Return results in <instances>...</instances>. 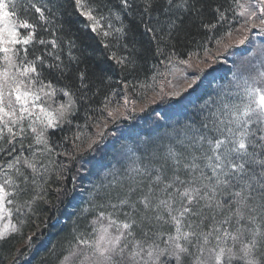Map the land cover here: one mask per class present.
Returning a JSON list of instances; mask_svg holds the SVG:
<instances>
[{
    "label": "snow or ice",
    "instance_id": "snow-or-ice-1",
    "mask_svg": "<svg viewBox=\"0 0 264 264\" xmlns=\"http://www.w3.org/2000/svg\"><path fill=\"white\" fill-rule=\"evenodd\" d=\"M233 3L243 18L237 32L250 27L264 31V0ZM73 6L82 18L79 23L103 38L102 47L115 67L137 77L141 70L138 42L129 39L119 14L115 19L121 26H114L112 0H74ZM119 6L127 13L136 5L132 0H119ZM192 7L189 0H142L144 31L157 54L165 56L161 62L173 73L180 70L176 65L193 67L192 57H199L194 52L181 59L173 50L182 14ZM33 10L38 18L31 16ZM57 11L52 0H0V156L11 157L0 163V221L9 218L0 228V242L9 232L20 234L11 222L13 212L26 215L25 209H30L34 199L42 198L26 199L37 178L49 171L47 165L41 167L43 158L58 146L51 143L49 130L70 132L71 136L62 139L80 150L85 142L89 148L96 144L108 123L107 119L103 126L99 119L93 121L92 127L97 129L93 138L73 120L83 111V127H88L90 101L99 94L97 82L103 84L108 77L104 69L90 73L80 67L84 53L76 41L70 34L65 40L52 30L58 27L63 32L62 19L56 24ZM214 11L216 22L202 25L209 32L228 19L221 7ZM18 15L22 18L11 19ZM38 29L51 38L38 36ZM232 37L229 30L215 39L217 51ZM213 38L206 36L209 42ZM245 38L240 36L237 43ZM165 48L169 49L167 55ZM71 78L74 84L60 85ZM193 82L189 80V87ZM123 87L127 89L128 83ZM236 87L242 91L222 97L198 119L166 133L160 142L145 145L140 156H129L125 180L115 182L120 189L115 203L108 185L101 184L91 194L93 198L102 195L104 203L96 207L110 211H99L91 230L75 237L77 243L66 261L82 257L79 264H264V72ZM58 93L66 100H55ZM102 103L101 113L107 111L116 119L119 108L110 111L107 98ZM28 129L34 141L25 148ZM25 151L29 155H22Z\"/></svg>",
    "mask_w": 264,
    "mask_h": 264
},
{
    "label": "trees",
    "instance_id": "trees-1",
    "mask_svg": "<svg viewBox=\"0 0 264 264\" xmlns=\"http://www.w3.org/2000/svg\"><path fill=\"white\" fill-rule=\"evenodd\" d=\"M45 2L47 3L48 0ZM52 2L58 7L56 24L59 25L62 19L63 32L58 27L52 30L56 35H62L65 40L70 34L76 41L79 51L84 53L80 67L87 68L90 73L99 72L100 69L107 72L108 78L105 82L103 84L97 82L99 94L90 101L92 111L89 113L88 127H83L86 123L83 111L73 117L74 122L81 125L80 130L86 136L96 138L97 129L92 127V122L99 119L102 124L103 119H107L108 112L100 111L104 107L102 103L104 99L111 101L109 105L111 111L124 105L125 98L128 100L127 104H145L157 90L159 92L166 90L168 81L165 78L169 74L160 75V70L168 72L169 69H166L165 63L161 62L164 61L165 56L157 54L155 44L150 41L144 31L141 21L142 0H132L136 6L127 13L120 11L119 0H112L115 6L112 21L114 26H121V21L115 19V15L119 14L125 30L129 33V39L135 38L138 42L137 47L141 52V70L137 77L121 73L115 67L108 58L110 53L102 47L103 38L86 30L79 23L82 18L78 16L73 6L74 0H52ZM84 2L86 3L87 0ZM189 2L193 7L191 11L182 14V23L178 22L180 27L173 37V50L181 59H187L192 53L197 52L199 60L205 54V49L209 51L214 48L215 39L224 36L232 28L238 27V8L233 0H189ZM217 7L226 10L228 19L209 32L202 25L216 22L214 9ZM19 8L18 4L16 11L19 12ZM155 15L156 13H153V17ZM31 16L38 18L34 10ZM16 17L22 18L19 15ZM37 35L45 39L51 38L48 32H41L39 29ZM206 36L214 38L209 42ZM163 51L165 55L169 53L168 48ZM195 58L197 57L193 56L192 60ZM186 78L187 82L191 80L189 75ZM53 83L56 81L54 80ZM74 83V78L60 81L61 86ZM124 83H128L127 89L123 87ZM142 84L147 87H140ZM222 88L224 89V85L219 84L217 80H212L205 83L197 100L195 94L185 99H170L168 106H154L155 103L142 112L132 114L129 111L126 116L115 119L116 122L122 121L111 130V135L108 133L105 137L104 133V136L98 138L97 143L91 148L85 142L80 150H76L68 140L62 139L65 135L71 136L70 132L49 130L51 143L58 146L54 153L43 158L41 167L47 165L49 171L37 178V183L33 185L34 190L26 197V199H32L39 195L42 198L34 199L30 209H25L26 215L21 216L13 212L11 221L20 229V234L13 235L10 232L9 237L0 242V264H63L65 257L69 255V250L77 243L75 237L91 230L90 225L99 211H110V209L96 207L97 204L104 203L102 195L93 198L91 194L96 192L101 184L108 185L112 189V202H116V194L120 189L115 182L125 180L126 168L130 163L129 159L127 161L119 159L123 153L126 152L133 158L140 156L145 145L160 142L161 137L172 129L198 119L208 105L210 107L214 105ZM125 106L129 105L125 104ZM72 131H76L75 126ZM27 135L24 141L25 148L30 141H34ZM0 143L3 142L0 141ZM77 143L80 142L77 141ZM57 153H67V155ZM22 155H29V153L25 151ZM10 159V156H0V163ZM2 179L0 177V181Z\"/></svg>",
    "mask_w": 264,
    "mask_h": 264
},
{
    "label": "rangeland",
    "instance_id": "rangeland-1",
    "mask_svg": "<svg viewBox=\"0 0 264 264\" xmlns=\"http://www.w3.org/2000/svg\"><path fill=\"white\" fill-rule=\"evenodd\" d=\"M240 3L247 4L248 0H242ZM251 3L255 4V0H251ZM239 11L240 9H238V12ZM237 20H238V23L240 24L243 22V18L240 17L239 15L237 16ZM240 24L234 30L233 37L230 40H225L220 46V49H222L223 52L227 51L230 54L234 46L242 44V49H244V51L238 50L236 52H233V54L236 53L235 55L237 57L240 53H243L248 56H246V59L242 60L243 65H240L238 67L237 75L235 77L231 76L232 81L228 84V89L224 90V93H220L219 97L216 99L217 103L224 96L234 94L237 91H242V88L236 87L238 83L242 84L245 79L250 80L258 76L261 72H264V39L259 38V35H264V31H261L259 28L250 27L248 31L240 33L236 31L237 29L240 28ZM240 36L246 37L243 43H237V39ZM224 44H229L230 46L225 47ZM202 56L203 57L199 60L198 58L193 59V63H194L193 67L189 68L183 65H176L175 67H177L180 70L174 73L171 72V70L169 69L168 70V72H170L169 76L165 78L166 81H168V85H166L165 91L159 92V90H157V92L153 94L150 97L149 101L145 104L144 103L143 104H135V103L126 104L129 106H125V104L124 105L122 104V106L119 107V112L116 113V118L119 116H124V115L126 116L129 111L131 113L142 112L146 110L149 107V105L161 102L165 98L169 97L170 95L172 97L178 98L182 95V93L185 90L194 89L196 82L192 80L194 82L191 83V86L189 87V82H187V80L184 78L190 75L192 78L197 79L200 71L208 70L209 68L211 69V67H214L213 65L216 62L218 53L216 51H211ZM201 60L203 61V63H200ZM219 60L220 59H218V61ZM233 60H236V58L232 57V59L230 60L232 63H235ZM240 61L241 60L239 59L238 63H241ZM255 62H257V65H249ZM0 64H2V62H0ZM255 71H257V74L254 73ZM160 72H163V69H161ZM174 93H178V95H175ZM54 99L55 100H66V98L62 97V95H60L59 93ZM48 103L51 104L52 101L49 100ZM52 106L55 107L54 104ZM107 120H108L107 126L103 128V131H105L106 128L109 127L115 121V119H112L111 117H109L108 114H107ZM27 123L28 121L25 120L24 124L27 125ZM26 134H28L27 136H30L34 139V134L31 133L30 129L27 130ZM127 155L129 156V154L124 152L123 155L119 159L121 161H127L128 159ZM6 207L10 208V205L6 204ZM119 219L122 220L124 219V217L121 215L119 216ZM8 222H9V218L5 217L4 220L0 221V228H2L5 224H8ZM9 228H11V225H9ZM81 259L82 257H70L67 261L64 260L63 264L79 263ZM234 264H242V262H234Z\"/></svg>",
    "mask_w": 264,
    "mask_h": 264
}]
</instances>
